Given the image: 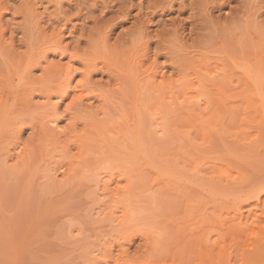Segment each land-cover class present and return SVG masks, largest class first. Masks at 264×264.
I'll return each mask as SVG.
<instances>
[{
	"label": "rangeland",
	"instance_id": "374dc122",
	"mask_svg": "<svg viewBox=\"0 0 264 264\" xmlns=\"http://www.w3.org/2000/svg\"><path fill=\"white\" fill-rule=\"evenodd\" d=\"M0 264H264V0H0Z\"/></svg>",
	"mask_w": 264,
	"mask_h": 264
},
{
	"label": "bare ground",
	"instance_id": "6f19581e",
	"mask_svg": "<svg viewBox=\"0 0 264 264\" xmlns=\"http://www.w3.org/2000/svg\"><path fill=\"white\" fill-rule=\"evenodd\" d=\"M57 120H55V118H52V119H50V121H49V124H51V125H55V128H56V122Z\"/></svg>",
	"mask_w": 264,
	"mask_h": 264
}]
</instances>
